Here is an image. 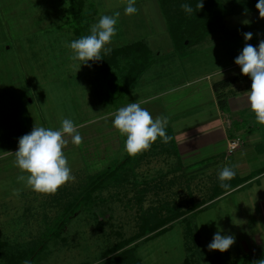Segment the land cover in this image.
<instances>
[{
  "label": "rangeland",
  "instance_id": "374dc122",
  "mask_svg": "<svg viewBox=\"0 0 264 264\" xmlns=\"http://www.w3.org/2000/svg\"><path fill=\"white\" fill-rule=\"evenodd\" d=\"M67 1L0 0V45L10 48L6 54L0 51V75L5 81L0 98L2 132H15L20 120L24 121V131L31 132L36 126L58 129L61 120L69 118L82 136L79 145L69 138L63 149L74 179L55 193H38L27 186L26 180L20 179L22 173L15 164L16 150L0 156V264H6V256L17 257L29 248L38 249L48 228L85 185L87 175L107 165L113 156L111 142L106 152L99 150V144L103 138L111 139L107 134L113 130L111 121L116 100L112 101L114 94L107 95L105 83L93 70L74 67L76 62L71 59L67 46L72 32L62 13ZM83 1L87 10L98 15L91 26L101 14L119 12L116 28L121 37L118 38L116 31L111 49L116 44L122 46L130 40L142 39L154 54L151 69L159 71L163 78L170 77L169 73L177 74L172 71L180 67L190 75L222 68L224 60L214 59L207 50L214 43L220 45L224 38L240 52L245 44L258 46L264 40V18L255 7L257 0H220L233 12L224 19L223 29L187 46L181 54L172 47L156 0H135L137 12L130 16L124 14L127 0ZM130 23L138 29L134 38L123 33ZM247 32L253 36L245 41L244 33ZM226 75L216 76L215 80ZM184 95V102L188 100L191 106L190 99L194 100L197 94L188 89ZM11 139V142L15 140ZM162 149L151 151L148 159L135 167V182L140 187L148 183L150 188L143 208H154L170 200L176 202L175 206L182 204L183 208L201 200L206 204L141 240L125 245L120 251L135 246L141 264H184L186 258L190 259V264H228L231 260L238 261L246 252L259 261L264 259V178L208 202L217 183L213 182L214 176L209 172L201 179L187 177L186 171L177 167L176 157L164 155ZM260 161L264 163L263 158ZM170 179L175 182L169 191L155 193L160 187L157 181L168 183ZM134 196L135 192L131 191L128 207L116 203L104 208L106 217L90 209L75 213L60 237L52 238L43 252L36 251L31 264L99 263L101 252L124 243L136 232L134 217L138 207ZM163 214L166 215L165 210ZM184 220L192 225L189 230L196 231L195 242L186 236ZM166 227L167 231L162 232ZM218 227L223 230L222 234L236 238L225 252L207 248ZM150 236L151 239L146 240Z\"/></svg>",
  "mask_w": 264,
  "mask_h": 264
},
{
  "label": "trees",
  "instance_id": "16d2710c",
  "mask_svg": "<svg viewBox=\"0 0 264 264\" xmlns=\"http://www.w3.org/2000/svg\"><path fill=\"white\" fill-rule=\"evenodd\" d=\"M156 2L165 20L167 31L173 44L172 47L178 54H181V51L185 50L187 46L193 45V43H199L209 35L223 29L224 19L233 14L220 0H202V7L199 6L200 0H156ZM183 3H188L192 7V14L186 13L181 8V4ZM63 12L65 13L63 15L67 17L66 19L72 32L70 41L90 34L91 23L97 15L86 9L83 0H68ZM95 12L97 13V11ZM153 57L154 54L149 47L143 42L138 41L112 49L108 55L103 56L102 60L97 62L89 61V64H91L92 69L97 72L101 80L105 83L108 90L107 95L112 96L114 94L112 101L114 99L117 101L118 96L132 87L150 68L154 61ZM245 77L246 75L241 74L214 82L212 89L216 97L222 99L225 96V89L244 80ZM219 102L222 103L221 100ZM166 132L170 137L167 143H160V139L158 138L150 149L135 156H129L125 150L121 158H117L116 160L111 158L107 165L87 175L85 185L71 199L64 213L48 228V232L44 235V239L41 241L38 249L29 248L28 251L22 252L17 257L6 256V264H31V258L34 257L36 251L39 253L43 252L46 244L52 238L60 237L69 219L75 213L90 209L94 213L99 211L103 217H106L103 209H108L107 206L109 205L114 206V204L118 203L120 206L128 207L127 205L131 201L129 197L131 191L135 192V205L138 207L135 210L134 217V223L137 225L136 232L129 240L124 241V243L101 252L100 260L97 264H141L136 254L135 246L121 251L120 249L125 245L141 240L143 237L193 212L206 203V201L201 200L197 204L192 203L189 207L183 208L182 204L177 203V206H175L176 202L170 200L163 201V204H158L154 208H143L144 198L150 188L148 183H143L145 185L140 187L138 182H135V167L145 159H148L151 151L160 148L164 149L161 150L164 155H173L178 160L172 133L168 129H166ZM241 181L235 175L234 178L226 182L229 187L223 188L217 178V183L210 192L211 196L208 202L237 187ZM167 182L163 183V180L157 181V185L160 187L158 188V192L156 191L155 193L169 191L175 180L170 179ZM135 188L138 189L134 190ZM153 188L156 189L155 186ZM96 191L97 194H95ZM189 196L192 197V194H189ZM164 210L166 215L163 214ZM183 223L187 226V230L185 231L186 236H189L195 242L197 240L196 231L189 230V227L192 225L188 220H184ZM161 231H167V227ZM148 239H151V236L146 238V240ZM183 263L190 264V259L186 258ZM228 264H264V259L259 261L256 256L250 252H246L238 261L231 260Z\"/></svg>",
  "mask_w": 264,
  "mask_h": 264
},
{
  "label": "crops",
  "instance_id": "0c3cea01",
  "mask_svg": "<svg viewBox=\"0 0 264 264\" xmlns=\"http://www.w3.org/2000/svg\"><path fill=\"white\" fill-rule=\"evenodd\" d=\"M127 25L123 33H126L129 38L136 37L138 30L135 29L136 25L132 27L131 23ZM117 32L118 38L121 37V32L118 30ZM138 41L146 44L142 39H134L124 45ZM4 47V45H0V51L6 54L10 48L5 49ZM118 47L121 45L116 44L113 49ZM209 48L207 51L214 59L224 60L222 68L190 75L183 67H180L172 71L177 74L169 73L170 77L163 78L159 71L151 69L152 66H150L132 87L118 96L116 101L118 104H116L113 114L120 107L126 106L130 102H137L147 108L154 118H166L167 129L172 133L178 157L177 167L186 171L187 177H192L193 180L201 179L203 176L209 175L210 172L211 177L215 178L213 182H216L222 168L232 167L236 172V177L242 181L237 187L217 197L220 198L242 186L250 185L264 178V163L260 161L261 158L264 159V125L257 123L250 110L246 94L251 86L248 76L225 89V96L222 99H218L212 89V84L219 80H215L216 76L225 73L227 75L223 79H227L241 75L239 66L234 63L240 50L234 49L232 42L227 38H224L220 45L217 46L214 43L209 45ZM89 68L97 74L92 67ZM187 76L191 77L187 79ZM4 82L0 75V98L3 96ZM188 89H193V92L197 94L194 100L190 99L191 106H188V100L184 102V93ZM199 94L201 98H199ZM145 101L146 103H144ZM19 120L20 116L17 118V121ZM18 124L19 132L15 129V132H10V134L5 132L7 135L2 132V127H0V156L17 150L18 139L30 133L28 130L24 131V121L20 120ZM112 129V132L107 134L111 135V139L103 138L99 144V150L106 152L107 144L111 142L113 145L112 158L116 160L121 158L125 152V137L119 134L113 125ZM10 136L13 138L11 139ZM9 138L11 140L15 138V140L11 142ZM232 140H238L239 146L230 154L228 145ZM159 141L163 143L161 140ZM101 146L104 148L101 149ZM249 168H251L250 171H248ZM243 170H246V173H243ZM202 207L203 205L198 209Z\"/></svg>",
  "mask_w": 264,
  "mask_h": 264
},
{
  "label": "clouds",
  "instance_id": "9594fccd",
  "mask_svg": "<svg viewBox=\"0 0 264 264\" xmlns=\"http://www.w3.org/2000/svg\"><path fill=\"white\" fill-rule=\"evenodd\" d=\"M199 6L202 7V0ZM255 7L259 16L264 18V0H257ZM181 8L188 14L193 12L188 3L181 4ZM136 12L135 0H127L124 14L130 16ZM119 15V12L114 15L101 14L97 22L90 27V34L68 43L71 59L76 62L74 67L77 70L81 66L91 67L89 61H100L104 55L111 52L110 44L117 31ZM252 36L251 32L244 33V40H251ZM234 63L239 66L240 73L251 80V86L246 91L250 110L257 123L264 125V40H261L258 46L245 44ZM113 117L111 123L118 133L125 137V150L129 156L150 149L158 138L163 143L170 140L166 132L167 119L154 118L141 103L130 102L120 107ZM69 138L75 145L82 141L74 121L63 118L58 129L36 126L30 133L18 139L17 150L14 152L15 164L22 173L20 179L26 180L27 186L33 191L55 193L60 186L74 179L63 151ZM235 175L232 167L222 168L218 174L221 187L228 188L226 182ZM222 231L218 227L214 232L212 240L207 244L209 250L225 252L235 243V235L222 234Z\"/></svg>",
  "mask_w": 264,
  "mask_h": 264
},
{
  "label": "built area",
  "instance_id": "2783aa9c",
  "mask_svg": "<svg viewBox=\"0 0 264 264\" xmlns=\"http://www.w3.org/2000/svg\"><path fill=\"white\" fill-rule=\"evenodd\" d=\"M239 141L238 140H232L228 145V152L231 154L233 150L238 148Z\"/></svg>",
  "mask_w": 264,
  "mask_h": 264
}]
</instances>
